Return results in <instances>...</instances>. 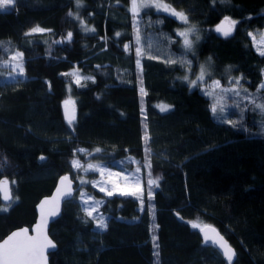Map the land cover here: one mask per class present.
<instances>
[{
  "label": "trees",
  "instance_id": "1",
  "mask_svg": "<svg viewBox=\"0 0 264 264\" xmlns=\"http://www.w3.org/2000/svg\"><path fill=\"white\" fill-rule=\"evenodd\" d=\"M82 2L84 7L77 8L74 0H17L14 10L0 14V62L22 51L25 70L20 83L8 87L0 83V162L7 160L0 180L7 179L11 196L19 198L7 212H0V240L16 228L30 227L36 203L51 193L60 176L69 174L76 189L83 187L104 199L101 211L113 218L107 231L98 233L79 203L65 202L49 228L57 244L50 264H153L151 236L157 224L160 264H224L187 222L216 227L237 253L233 264H264V114L248 105L243 117L228 116L238 122L235 127L214 119L209 98L178 79L185 76V65L165 63L184 54L175 35L182 27L178 19L155 10H144L134 18L130 0ZM162 2L184 12L189 25L199 30L196 57L186 56L194 71L197 63L211 58L214 79L226 83L224 69L231 66L227 75L241 77L238 86L264 95V90L257 93L264 57L248 36L250 31L264 30V0ZM69 12L80 21L69 17ZM149 17L151 27L146 26ZM225 17L239 22L228 37L216 31ZM137 18L145 44L140 57L135 51ZM158 19L163 23L156 24ZM81 21L95 33L83 32ZM36 26L51 31L25 35ZM69 31L73 33L70 47L55 43ZM115 32L121 35L116 37ZM165 35L175 42H165ZM74 68L95 82L78 86L72 76L61 75ZM7 73L2 66L0 74ZM70 98L76 111L75 131L63 115L64 102ZM156 103L170 104L172 109L160 112ZM146 147L151 150L149 157ZM77 148L86 152L74 155ZM96 148L103 151L95 153ZM41 155L47 163L38 160ZM128 157L140 164L150 159V172L159 178L154 199L143 196V211L135 197H107L90 184L81 186L80 170L70 165L72 159L102 164ZM74 195L78 200V193ZM3 205L0 195V208ZM177 212L183 219L177 218Z\"/></svg>",
  "mask_w": 264,
  "mask_h": 264
},
{
  "label": "snow or ice",
  "instance_id": "2",
  "mask_svg": "<svg viewBox=\"0 0 264 264\" xmlns=\"http://www.w3.org/2000/svg\"><path fill=\"white\" fill-rule=\"evenodd\" d=\"M118 2V0H117ZM17 4V0H0V14H7L14 10L15 5ZM74 4L77 8L84 7L82 0H74ZM141 9L145 10H155L157 13L163 12L167 13L169 16L178 19L183 22L185 25L183 31L178 32V36L182 37V44L180 47L184 50V54L178 59H168L165 60V63L169 64H180L181 66L187 65V72L181 79L183 82H186L190 86V90L197 89L200 90L204 95H206L209 100V111L216 119V121L220 124H228L233 127L238 123L235 120L229 119L228 116L230 114H239L243 117L245 110L248 105H251L252 110L264 114V95H257L253 93H249L247 89H241L237 87L240 84L241 77L229 78L228 73L231 71V66H228L224 69V76L226 83L230 85L229 87H224L221 84L219 79L213 78V73L210 70L214 65L211 62V58L208 59V67L205 64L197 63L198 72L192 73V60L187 59V54H191L193 59L196 57L195 53V44L192 37L193 33H197L195 35V41L198 42L200 37L198 35V29L195 25H189L187 15L182 11H177L171 5L163 3L162 0H131V12L134 18L138 17ZM69 17H73L76 21H80V17L75 15L72 12H69ZM145 16H148V12H145ZM250 19V17L248 18ZM152 21L149 19L146 22V26L151 27ZM156 24H162L163 20L158 19ZM239 23L238 21L231 20L228 17H225V21L218 25L216 31L218 33H222L225 37H228L232 34V30L235 25ZM82 24V21H81ZM139 24L140 21L136 20L137 25V36H136V55L137 57L141 56L143 45H141V37L139 34ZM83 32L95 33L94 28H88L83 26ZM46 31H51L48 29L41 28L39 26L33 27L29 33H25V35H30L33 33H44ZM114 35L119 37L121 35L120 32H115ZM248 36L255 42V48L258 54L261 57H264V33H259V41H256V36L252 33H248ZM73 39V33L68 32L67 35L58 41H55L57 44H66L69 47L71 46ZM101 39L106 40L107 37H101ZM164 40L167 43H174L175 41L168 35L164 36ZM125 49L129 48L128 44L123 46ZM147 47L149 49L152 48L151 42H147ZM24 53L22 51H16L11 55L9 60L4 61L5 67H10L11 71L7 73V75L0 74V83L3 86L8 87L10 83H20L23 79H25V70H24ZM150 59H156L157 57H149ZM136 64L140 66V59L136 60ZM101 66L96 65V68L99 69ZM62 76H74L75 83L78 86L81 85V80H92L94 81V77L91 76H80L77 74L76 70L73 69L71 72L61 73ZM189 75H194V79H190ZM210 81V83H206ZM142 82V81H141ZM50 88V82H46ZM204 85V87H201ZM264 90V82L259 85L257 89V93ZM142 95L144 94L143 89H141ZM233 97V103L227 104L225 100L229 97ZM99 99V97H97ZM241 102H247L244 107L241 106ZM65 106H67L68 101H65ZM159 109L161 112H168L170 110V106L168 105H160ZM74 117L69 116L67 118V124L70 126L72 131H75L73 127ZM145 141H148L150 138L147 133L144 136ZM103 150L100 148H96L94 150L95 153H101ZM85 153L86 150L77 148L74 150L75 153ZM151 150L149 148H145L146 157L150 156ZM88 156H92L93 153H86ZM38 160L44 164L48 162V158L46 156L41 155ZM129 163H136L138 166L130 171L128 175L124 174V171L113 172L112 167H118L121 169H125L126 165ZM111 165L109 167L108 165ZM7 165V160L4 158L3 162H0V169H3ZM70 165L73 169H80L83 167L81 163L77 159H72L70 161ZM140 162L135 161L134 158H126L124 160H116L114 158L107 161V163L93 165L91 163L88 164L85 171L88 170L98 171L100 175L103 177L106 173L109 176V181L107 183H111V190L105 186H99V192L104 193L107 197H113L116 195L119 196H128L135 197L139 199L141 205V211H143L144 200L140 196L141 188H140V179L139 174L141 172V167L139 166ZM144 167L147 169H151L150 159H145ZM149 176L151 172L149 171ZM112 177H123L125 181L131 177L136 181L135 184L129 186L125 183L123 186L116 183L115 180H112ZM69 183L65 186V182ZM13 185L15 181L11 182ZM85 183H91L93 186H98L100 184L99 181H80V185H84ZM148 192H149V200L154 199L152 193V186L155 185L159 187V178L153 180L148 179ZM0 192L3 193V200L11 202L8 207L0 208V212H7L9 207H11L12 203H15L19 198H13L11 196V190L9 187V181L7 179L0 180ZM74 193H78L77 196ZM77 202L80 204L84 214L95 223V228L98 230V233H103L107 231L109 225L108 221L113 217L105 216L103 213H100L98 209L103 206L106 201L104 199L97 200L95 197L91 195H87L85 192L77 189H73L71 187L70 178L68 175H64L60 177V186L57 187L56 195L51 198H46L39 205L41 209V220L34 226L35 235H29L28 228H21L17 231L12 232L6 239L0 243V264H48V253L51 251L53 254L56 252L55 243L48 237L46 233L47 223L49 218H52L53 222H56V218L60 215V204L61 202ZM153 220L155 218V206L151 207ZM94 213H97L94 215ZM177 218L183 219L180 217L179 212L175 213ZM85 224L88 223V220L83 221ZM190 224L192 230L196 232V234L202 233V242L206 248H212L214 256H219L221 260L224 261V264H233L235 258H237V253L235 249L225 240V238L219 233L217 229L210 225H201L200 223L195 222H187ZM159 228V225H155L153 229V234L151 236V243L153 245L152 256L155 258L153 264H160V244L158 243L159 237L156 235L155 229ZM238 264V261H237Z\"/></svg>",
  "mask_w": 264,
  "mask_h": 264
},
{
  "label": "rangeland",
  "instance_id": "3",
  "mask_svg": "<svg viewBox=\"0 0 264 264\" xmlns=\"http://www.w3.org/2000/svg\"><path fill=\"white\" fill-rule=\"evenodd\" d=\"M130 10H131V0H130ZM145 9H141V11H140V13L142 12V11H144ZM137 20H139L140 21V18H137ZM180 23L182 24V27L181 28H179L177 31H175V35H176V37H179L178 36V32L179 31H183L184 30V27H185V25L183 24V22H181L180 21ZM135 32H136V36H137V25H136V22H135ZM250 33H252L253 35H255L256 36V41L258 42L259 41V33H264V30H253V31H250ZM139 34H140V32H139ZM197 33H193V35H192V37H190V38H192L193 40H194V44H195V35H196ZM140 37H141V45H143V47H145V44H144V42L142 41L143 40V38H142V36H141V34H140ZM180 38V43H179V45H181L182 44V40H183V38L182 37H179ZM252 40V39H251ZM252 43H253V46H254V48H255V42H253L252 41ZM195 47H196V45H195ZM182 49V48H181ZM256 49V48H255ZM183 50V49H182ZM184 51V50H183ZM16 52V51H15ZM14 52V53H15ZM14 53H12V54H14ZM195 53H197V51H196V48H195ZM11 54V55H12ZM11 55H10V57H11ZM188 55H190V53L188 54ZM10 57H9V59H10ZM187 59H189L188 57H186ZM9 59H5V60H3V61H1L0 62V72H1V67L3 66L4 67V61H6V60H9ZM200 64H205L206 65V67H208V59H204V61H202ZM138 67V69H139V77H140V80H139V83L141 84V78H142V76H141V64H140V66H137ZM188 68V66L187 65H185V69H187ZM5 69V68H4ZM75 70H76V72H77V74L78 75H80V76H86V75H83L77 68H74ZM6 70L9 72V71H11V68L10 67H6ZM192 67H191V72H192ZM210 70L212 71V73L216 70L214 67H211L210 68ZM72 71V70H71ZM70 71V72H71ZM198 72V68H196V70L194 71L193 70V72L192 73H197ZM186 74H188V72L186 71V73H185V75ZM262 74H263V81L262 82H264V69H263V71H262ZM7 75V74H6ZM73 77V81H74V83H75V77L74 76H72ZM189 78L190 79H194L195 78V76L194 75H189ZM230 78H235V77H232V76H230ZM207 79V78H206ZM85 81H87V80H81V84H83ZM206 83H210V81H207L206 80ZM76 84V83H75ZM224 87H229L230 85H228V84H226V83H221ZM201 87H204V85H201ZM237 87H239V88H241V89H244L243 87H241V85L240 86H238L237 85ZM258 88H259V86H258ZM141 89H143V91H144V88H143V86H142V84L141 85H139V93H140V102H141V104H142V116L144 117V115H145V110H144V107H143V105H144V94L142 95V93H141ZM233 100H234V98L233 97H231V96H229L226 100H225V103H227V104H231V103H233ZM68 103H74V100L72 99V98H70V100H68ZM160 105H168V106H170V110L172 109V106L170 105V104H166V103H156L155 104V107H156V109L157 110H159L160 111V109H159V106ZM161 112V111H160ZM145 120V119H144ZM128 158H133V157H128ZM126 159V158H125ZM134 160L135 161H138L137 159H135L134 158ZM145 161V160H144ZM139 162V161H138ZM81 163V165L83 166V167H81L80 169H77V170H80V175H79V184H80V181L81 180H83V181H99L100 182V184L98 185V186H93V184H91V183H85L84 185H92L94 188H96V189H98L99 190V186H105V187H108L109 188V190H111V183H107L108 181H109V176L107 175V173L102 177L101 175H100V173L98 172V171H92V170H88L87 172L85 171V169L87 168V166H88V164L90 163V162H88L87 164L86 163H82V162H80ZM92 164V163H91ZM98 163H94L93 165H97ZM138 165L136 164V163H129V164H127L126 165V168L125 169H121V168H119V169H112V171L113 172H120V171H124V174L125 175H128V173L130 172V171H132V170H134L136 167H137ZM140 167H141V172H140V174H139V179H140V188H141V192H140V196L143 198V196L144 195H146V196H148L149 197V192H148V185H147V187L146 188H144V186H146L143 182H144V180L145 179H153V180H155V179H157L158 177H155V176H153L152 174L149 176V169H147V168H145L144 167V162L142 163V164H140L139 165ZM93 172V174L95 175L94 177H90L88 174H90V173H92ZM144 176H146V177H144ZM112 180H115V182L116 183H118V184H120L121 186H123L125 183H127L129 186H131V185H133V184H135L136 183V181L134 180V179H132L131 177H129V179L127 180V181H125L124 180V178L123 177H112L111 178ZM148 179H147V181H148ZM84 185H82V186H84ZM155 185H153L152 186V193H153V187H154ZM156 187V186H155ZM81 191H83V192H85L87 195H90L89 193H87L84 189H83V187L80 189ZM104 194V193H103ZM92 196V195H91ZM95 199H97V198H95ZM97 200H100V199H97ZM137 200L139 201V199L137 198ZM11 202H9V201H4V205H3V207H8L9 206V204H10ZM140 203V202H139ZM14 203H12L11 204V206L13 205ZM143 206H144V204H143ZM2 207V208H3ZM140 207H141V205H140ZM98 211L100 212V213H103L102 211H101V207L98 209ZM97 213H94V215H96ZM105 216H106V214L105 213H103ZM95 224V223H94ZM201 225H203L202 223H200ZM155 259V258H154Z\"/></svg>",
  "mask_w": 264,
  "mask_h": 264
},
{
  "label": "water",
  "instance_id": "4",
  "mask_svg": "<svg viewBox=\"0 0 264 264\" xmlns=\"http://www.w3.org/2000/svg\"><path fill=\"white\" fill-rule=\"evenodd\" d=\"M225 20H223L221 23H220V25L224 22ZM63 115H64V118H65V120L67 121V118L69 117V116H73L74 118L76 117V111H75V106H74V104L73 103H68L67 104V106H65V103H64V105H63ZM65 175H68L69 176V178H70V182H71V187L73 188V189H76V186H75V184H76V182L72 179V177L69 175V174H65ZM62 176H64V175H62ZM61 177V176H60ZM60 177L58 178V180H57V182H56V184H55V187H54V189L51 191V193L50 194H48V195H46V196H43V197H41L40 199H39V201L36 203V205H35V213H36V218H35V221H34V223L30 226V227H27V226H23V227H19V228H16V229H14V230H12L11 232H9L3 239H1L0 240V243H2L3 242V240L4 239H6L12 232H14V231H17V230H19V229H21V228H28L29 229V235H35L36 233H35V230H34V226L37 224V223H39L40 222V220H41V209H40V207H39V205L41 204V202L42 201H44L46 198H51V197H53V196H55L56 195V190H57V187L58 186H60ZM69 182L68 181H66L65 182V186L68 184ZM9 187H10V184H9ZM11 194V193H10ZM0 195H1V199L3 200V193L2 192H0ZM4 201V200H3ZM65 202H61V204H60V215H61V213H62V209H63V204H64ZM60 215L56 218V219H58L59 217H60ZM53 223V220H52V218H49V220H48V223H47V229H46V233H47V235H48V237L52 240V238L50 237V235H49V228H50V226H51V224ZM210 226H212V225H210ZM214 227V226H213ZM215 229H217L216 227H214ZM218 230V229H217ZM220 233V232H219ZM221 234V233H220ZM200 235V237H201V240H202V233L201 234H199ZM222 235V234H221ZM223 236V235H222ZM224 237V236H223ZM225 238V237H224ZM225 240H226V238H225ZM53 241V240H52ZM227 242H228V240H226ZM54 242V241H53ZM55 243V242H54ZM229 243V242H228ZM230 244V243H229ZM55 245H56V249H57V244L55 243ZM52 252L51 251H49V253L47 254L48 255V264H50V254H51ZM234 260H236V258L234 259Z\"/></svg>",
  "mask_w": 264,
  "mask_h": 264
}]
</instances>
